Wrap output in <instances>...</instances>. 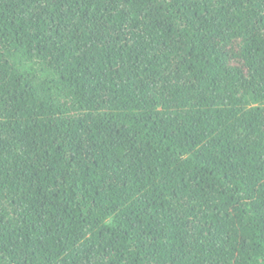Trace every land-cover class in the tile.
Listing matches in <instances>:
<instances>
[{"label":"trees","instance_id":"trees-1","mask_svg":"<svg viewBox=\"0 0 264 264\" xmlns=\"http://www.w3.org/2000/svg\"><path fill=\"white\" fill-rule=\"evenodd\" d=\"M0 264H264V0H0Z\"/></svg>","mask_w":264,"mask_h":264}]
</instances>
